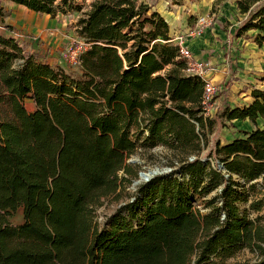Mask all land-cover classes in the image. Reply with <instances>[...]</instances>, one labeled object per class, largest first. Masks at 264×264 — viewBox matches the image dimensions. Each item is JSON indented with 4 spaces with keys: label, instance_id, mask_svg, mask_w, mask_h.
Here are the masks:
<instances>
[{
    "label": "trees",
    "instance_id": "obj_1",
    "mask_svg": "<svg viewBox=\"0 0 264 264\" xmlns=\"http://www.w3.org/2000/svg\"><path fill=\"white\" fill-rule=\"evenodd\" d=\"M10 1L51 17L79 12L86 47L73 75L0 32V264H264V223L250 215L264 209V127L209 146L214 126L264 116V88L205 115L207 79L184 72L154 4ZM237 5L248 16L235 34L261 45L264 0ZM5 16L0 0V23L13 30ZM159 144L177 162L100 225L101 199L137 177L127 159ZM245 248L253 262H229Z\"/></svg>",
    "mask_w": 264,
    "mask_h": 264
},
{
    "label": "rangeland",
    "instance_id": "obj_2",
    "mask_svg": "<svg viewBox=\"0 0 264 264\" xmlns=\"http://www.w3.org/2000/svg\"><path fill=\"white\" fill-rule=\"evenodd\" d=\"M90 1L88 0V2ZM146 1L155 4L157 0ZM79 2L82 3V0H79ZM2 4L6 9L5 20L12 23L14 28L9 30L0 23V32L15 36L23 44L26 51H37L42 59L52 64L59 63L63 65L68 73L73 75L80 74L81 67L72 63L69 55L70 51L83 44L81 41L84 40L76 29L79 12L70 11L67 14L59 13L55 17H51L47 14L30 11L10 0H2ZM184 4V7L178 5L179 7L176 6L174 8H179L184 17L189 16L187 20H190V22L186 24L184 29L179 30L178 34L182 35L185 41L189 38H198L200 36L203 39H207V48L199 46L195 50L191 49L194 53L199 54L197 57L210 62L209 66L211 68L209 71L216 73L219 70L223 71L224 67H228L225 69L226 74L224 76L210 80L216 84L212 114L220 112L222 106L228 102L236 104L244 100L247 93L251 95L252 86L264 88V44L262 49H260V54L255 59L252 56L254 52L250 50L244 55L245 59H240L233 53L235 48H239L237 45H240V41H244L242 42L243 48H250L255 45L249 37H246V40H242L241 37V39L233 41L234 36L229 29L240 24L248 16V13L243 14L238 11L237 1L189 0ZM167 7L170 9L171 5L168 4ZM193 10L195 15L190 19L189 14L194 12ZM199 16H205L209 22L203 24V27L202 24L199 25L201 26L199 34H189L188 27L196 26ZM249 33H253V31L250 30ZM201 45H203V42H201ZM254 47L256 49L257 46L255 45ZM197 50L206 52L202 54V52ZM215 56H218L217 60H215ZM247 98L249 97L245 99ZM26 105L29 109L34 108V103L29 99H27ZM255 126L264 127V116H258L255 122L250 119H234V121L222 128L214 126V130L209 133V146L212 145L216 137L225 140L232 135L242 134L243 129H250ZM207 150L204 149L202 154H205ZM177 155L176 152L163 144L149 147V149H138L135 154L127 159V163L137 172V177L131 178L129 183L126 182L125 187L121 188L118 193L101 199L100 205L95 210L97 222L103 225L110 215L121 210L124 205L134 201L140 185L145 182L140 177L141 172L148 173L155 170L162 173L170 171L172 168L171 164L178 160ZM121 174L123 173L121 172ZM137 180H140L139 184L135 183ZM202 211H205V209L202 208ZM122 212L125 213V210ZM250 215L253 218L260 216L261 222L264 223V209L259 212L251 211ZM9 218L14 224L22 223L23 209L19 208L17 211L12 212ZM255 259L256 254L245 248L236 257L231 258L229 262H253Z\"/></svg>",
    "mask_w": 264,
    "mask_h": 264
},
{
    "label": "crops",
    "instance_id": "obj_3",
    "mask_svg": "<svg viewBox=\"0 0 264 264\" xmlns=\"http://www.w3.org/2000/svg\"><path fill=\"white\" fill-rule=\"evenodd\" d=\"M187 1H189V0H184L181 4H172V3H170L169 2V0H157L156 1V3L154 4V9H157L168 21H169V23H170V25H171V34L173 35V40L175 41V42H180L181 40H180V37H177L176 36V32H178L179 30H182V29H184L185 28V26H186V24H188V22H190V20L188 21L187 20V17H189V16H186V17H184L181 13V10L179 11V8H174V7H176V6H180V7H184V3L185 2H187ZM237 1V0H236ZM140 2H145V3H148L146 0H140ZM164 2H165V4H164ZM149 4H151V3H149ZM168 4H170L171 5V7H170V9H168V7H167V5ZM178 6V7H179ZM194 11V10H193ZM238 11L240 12V10L238 9ZM195 13V11L194 12H192V13H190L189 15H190V19H192L193 18V15H195L194 14ZM243 14H247V13H243ZM243 14H241V15H243ZM197 15V14H196ZM185 19V20H184ZM243 21V20H242ZM241 21V22H242ZM239 25V24H238ZM238 25H236V26H233L232 27V29H229L230 30V32H231V34H233V36H234V40L233 41H237V40H239V39H241V37L242 36H237L236 34H235V28L238 26ZM232 26V25H231ZM217 33H219L218 31H217ZM220 34V33H219ZM242 40H246V37H242ZM201 42H203V45H201ZM206 42H207V39H203V37H194V38H189V39H187L186 40V43H188V45L189 46H191V48L193 49V50H195V49H197L199 46H202V48H207L206 47ZM242 42H244V41H240L239 43H240V45H237V46H239V48H235L234 49V54H235V56L236 57H238V58H240V59H245V57H244V55L250 50L251 52L253 51L254 53H252V56H253V58L255 59L256 57H257V55L258 54H260V49H262V46H263V44L264 43H262L261 45H258V44H256L254 41H252V43H254L257 47H256V49H255V45L253 46H251L250 48L249 47H245V48H243V46H242ZM231 44V43H230ZM197 51H199V52H202V54L203 53H205L206 51H202V50H197ZM195 55L196 56H199V54H196L195 53ZM216 58H215V60H217L218 59V56H215ZM258 59H259V57H258ZM224 65H225V63H224ZM228 67H224V69H223V71H221V70H219V71H217L216 73H213V71H209V70H207L204 74H203V76L205 77V79H207V80H211V79H217V78H221V76H224L225 74H226V72H225V69H227ZM251 91V90H250ZM244 93H246V92H244ZM246 95V94H245ZM246 97H249V98H247V99H245ZM251 100V95L250 94H248L247 93V96H245L244 97V100H242V101H240V102H237V103H247V102H249ZM235 119H239V118H235ZM247 119H249V118H246L245 120H247ZM232 121H234V119L232 120ZM237 135H239V134H237ZM232 137H234V135H232L231 137H229L228 139H231Z\"/></svg>",
    "mask_w": 264,
    "mask_h": 264
},
{
    "label": "built area",
    "instance_id": "obj_4",
    "mask_svg": "<svg viewBox=\"0 0 264 264\" xmlns=\"http://www.w3.org/2000/svg\"><path fill=\"white\" fill-rule=\"evenodd\" d=\"M209 22V20L205 16H199L197 20L196 26H189L188 33L192 35L199 34L201 31L200 24H205ZM177 37H180L179 43V51L180 56L186 58L187 66L184 68V72L187 74H200L203 75L207 70L211 68L209 66L210 62L206 61L201 57H197L191 47L186 43V41L182 38V35L175 33ZM83 44L79 45L77 48L70 51V60L77 66L81 67V52L86 47V42L83 40L81 41ZM216 92V84L213 81L207 80L205 85L204 95H203V104H204V113L205 115L212 114V106L214 104L213 96Z\"/></svg>",
    "mask_w": 264,
    "mask_h": 264
},
{
    "label": "water",
    "instance_id": "obj_5",
    "mask_svg": "<svg viewBox=\"0 0 264 264\" xmlns=\"http://www.w3.org/2000/svg\"><path fill=\"white\" fill-rule=\"evenodd\" d=\"M157 174H160L159 172H157V171H150V172H141L140 173V177H141V179L143 180V181H149L151 178H153L155 175H157ZM136 184H139L140 183V180H137L136 182H135Z\"/></svg>",
    "mask_w": 264,
    "mask_h": 264
}]
</instances>
